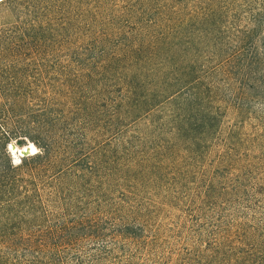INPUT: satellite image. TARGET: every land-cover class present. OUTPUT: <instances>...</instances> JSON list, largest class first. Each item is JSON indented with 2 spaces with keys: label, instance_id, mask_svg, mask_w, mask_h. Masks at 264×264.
Returning <instances> with one entry per match:
<instances>
[{
  "label": "rangeland",
  "instance_id": "374dc122",
  "mask_svg": "<svg viewBox=\"0 0 264 264\" xmlns=\"http://www.w3.org/2000/svg\"><path fill=\"white\" fill-rule=\"evenodd\" d=\"M41 28L0 63L22 126L2 201L29 195L0 262L35 259L30 230L64 264H264V0H86ZM47 136L68 159L32 178L11 148Z\"/></svg>",
  "mask_w": 264,
  "mask_h": 264
},
{
  "label": "trees",
  "instance_id": "16d2710c",
  "mask_svg": "<svg viewBox=\"0 0 264 264\" xmlns=\"http://www.w3.org/2000/svg\"><path fill=\"white\" fill-rule=\"evenodd\" d=\"M86 0H0V7L7 10L9 16H16L23 18V20L31 21L36 24L30 28H22L20 32L1 29L0 30V63L5 64L17 50L23 49L25 46L24 38L28 37L29 30L33 31L35 35H39L42 30L41 23L49 25L57 17L62 19L68 17L75 9L78 3L85 2ZM4 23V19H2ZM39 23V24H38ZM32 32V33H33ZM234 59L233 56L229 57L230 63ZM180 62L182 60H191V57L187 55H179ZM183 66L181 69L176 63L173 66L174 72L170 73V78L173 79V83H185L186 88H192L196 84V78L192 79L193 69L188 66ZM191 72H190V71ZM127 98L130 100L136 93V87L131 82L127 85ZM185 103L186 107H192L196 104L195 96L188 97ZM127 99V100H128ZM187 99V98H186ZM20 103L15 101L3 100L0 101V236H11V224H17L13 222L17 220L15 214V207L23 206L28 201L29 195L23 194L21 196H13L14 198H8L6 201H2V198L7 194H13V189L17 187L19 179V168L13 166L11 161L6 155V149L8 142L15 141L20 143L17 138L22 133L21 119L15 117V109ZM34 144L38 147V151L33 155L22 156L23 160L26 158L36 160L37 170L34 169L29 174L32 178H42L48 172L62 173L61 164L64 158L67 156L64 152L58 151L54 147L52 139L41 138V140H33ZM21 159V160H22ZM68 158H66L67 160ZM63 169V168H62ZM35 191V190H33ZM20 230V229H19ZM10 232V233H9ZM20 233L26 240H29L33 248L34 260L30 262H21L18 260L0 262V264H64L62 259L57 256L58 245H53L46 249L42 244L41 237L37 238L36 234H33L30 230H20ZM27 233V234H26ZM13 234V233H12ZM86 235V234H84ZM83 234H79L80 238L85 237ZM120 237H127L125 233H119ZM15 238L16 235L11 236ZM28 238V239H27ZM82 263V262H80Z\"/></svg>",
  "mask_w": 264,
  "mask_h": 264
},
{
  "label": "bare ground",
  "instance_id": "6f19581e",
  "mask_svg": "<svg viewBox=\"0 0 264 264\" xmlns=\"http://www.w3.org/2000/svg\"><path fill=\"white\" fill-rule=\"evenodd\" d=\"M33 149H35L34 146H26L21 149L16 146H12L11 151L13 154H18L21 157V155H29V154L34 153Z\"/></svg>",
  "mask_w": 264,
  "mask_h": 264
},
{
  "label": "clouds",
  "instance_id": "9594fccd",
  "mask_svg": "<svg viewBox=\"0 0 264 264\" xmlns=\"http://www.w3.org/2000/svg\"><path fill=\"white\" fill-rule=\"evenodd\" d=\"M35 151H36V149H33V152H35ZM13 163L14 164H18V163H20V161L19 160H14Z\"/></svg>",
  "mask_w": 264,
  "mask_h": 264
},
{
  "label": "water",
  "instance_id": "95a60500",
  "mask_svg": "<svg viewBox=\"0 0 264 264\" xmlns=\"http://www.w3.org/2000/svg\"><path fill=\"white\" fill-rule=\"evenodd\" d=\"M21 156H25V155H21Z\"/></svg>",
  "mask_w": 264,
  "mask_h": 264
}]
</instances>
